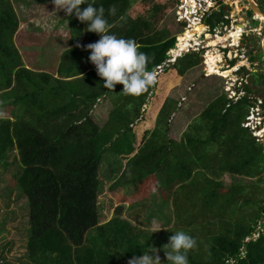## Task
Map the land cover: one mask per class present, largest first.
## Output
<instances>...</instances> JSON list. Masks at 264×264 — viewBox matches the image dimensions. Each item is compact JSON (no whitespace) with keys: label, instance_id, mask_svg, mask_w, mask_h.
Returning a JSON list of instances; mask_svg holds the SVG:
<instances>
[{"label":"trees","instance_id":"16d2710c","mask_svg":"<svg viewBox=\"0 0 264 264\" xmlns=\"http://www.w3.org/2000/svg\"><path fill=\"white\" fill-rule=\"evenodd\" d=\"M134 1L95 0L105 9L109 34L133 39L150 57L148 70L156 73L175 49L176 38L148 35L153 16L132 20L128 13ZM259 6L264 13V0ZM219 16V23L225 22ZM69 22L72 48L59 69L62 77L73 79L66 83L25 68L14 42L20 23L13 0H0V95L12 114L0 120V166L16 156L22 168L16 186L30 208L31 261L127 264L149 246L161 249L172 232L183 230L197 241L187 254L189 264H264V149L242 127L248 98L230 109L225 95L217 98L191 123L180 144L170 141L166 129L179 107L169 99L162 104L172 86L202 65L200 55H189L164 70L158 86L152 84L138 97L122 93L115 98L114 112L101 128L93 118L97 105L121 93L123 85L108 90L95 68L85 74L89 52L78 45L84 35L87 44L99 36L84 31L86 24L74 15ZM121 149L138 154L130 157L114 191L121 187L133 194L154 180L164 207V218L156 219L167 230L152 234L120 216L100 225L102 160L110 150L117 155ZM159 256L166 264L163 251Z\"/></svg>","mask_w":264,"mask_h":264},{"label":"rangeland","instance_id":"374dc122","mask_svg":"<svg viewBox=\"0 0 264 264\" xmlns=\"http://www.w3.org/2000/svg\"><path fill=\"white\" fill-rule=\"evenodd\" d=\"M165 3L172 8L176 7L174 12L165 19L163 24L160 23L161 26L155 25L156 23L154 22V24L150 26V32H148V34L151 35L150 33L154 32L153 27L158 33L161 32L162 27L165 26L164 28L168 29L167 32L170 31L173 34L177 42V37L182 35L186 27L184 25H178L176 20V11L180 6V0H135L132 2V7L128 15L131 16V18L133 17V20L137 17L146 18L149 17L148 15L151 14L154 7L159 5L164 6ZM222 3L224 7L219 4V11H221L224 16H228L230 22L239 21L249 25L248 37L245 41L251 43V50L249 52L250 57L247 56V58H251L252 62L257 63V67L253 69L250 78L246 80L252 91L251 95L257 99H264V59L261 56L262 54L264 55V17H262L260 13H257L258 16H256V14L254 16L248 0H222ZM253 3L258 9L260 8L259 0H253ZM13 6L20 23L19 31L15 36L14 42L23 59L22 61L25 68L35 73H55L57 67L61 68L64 55L71 49L68 43L70 38L69 16L62 10L58 13L55 12L56 9L51 3V0H13ZM120 6L123 5L120 4L119 8ZM153 14L158 15V13ZM220 19L221 17L219 15L214 14L205 22V25L215 27ZM225 27H228V32H232L230 23L225 24ZM242 29L243 27H240L238 33L232 34V37L237 40L240 37ZM225 34L229 36V33L226 31ZM87 64L91 63L88 62ZM88 66L89 65H87V67ZM92 66L93 65L90 67ZM167 67L168 66H166L165 70L170 68ZM161 74L162 72L156 73V79L153 83L155 87L158 86L160 82L159 76ZM54 75L58 77L59 80H63L60 75ZM220 77L214 76L213 78L206 79L203 74V65H201L197 69L191 70L190 73L184 77L181 83H179V85L181 84L180 88L178 83L175 85H178V88L171 94V98L178 100L181 105L179 107L180 109L175 111L168 122L166 133L170 141L180 144L191 123L197 119L214 100L223 95L226 96L227 84L235 80V78L231 77L226 81L222 79L223 77ZM225 77L227 78L228 76ZM175 86H172L168 91L170 92ZM121 94L120 92L117 94L111 93L109 99L110 97H114L113 101H115V98L119 100ZM2 100L0 95V107L6 106L5 108H0V120L12 119V114L7 107L8 103H3ZM106 105L99 104L93 114V118L101 128L108 124L109 118L114 112L113 108ZM99 106L101 107L99 108ZM145 111H147V109H145L144 112ZM112 152L115 151L110 150V152H107L104 156L99 172L100 225H107L115 217L120 216L122 220H128V222L132 223L137 229L143 228L145 230H151V225L147 227L149 223L151 224L153 218L161 219L164 211L163 200L158 189V184H156L154 180H151L146 186H143L141 191L140 188H138V190L135 189L133 194L129 193L124 196L121 194L122 190L119 189L114 193V185L117 183V179L124 170H119V165L115 160H122L120 157L116 158V154ZM21 173L22 168L16 156L10 158L7 167L0 166V221L8 214L12 216L11 224L5 226L0 224V258L1 256L3 258L5 257L8 259V262L11 261L13 264H20V262L35 264V262L27 258L22 252L17 254L14 250V256L5 252L11 245H14L17 247V250L20 251L25 249L28 240V230L30 226L28 225L27 218H29L30 208L28 200L19 192L16 186V180ZM247 181L249 183V180ZM227 185H230V183L228 182ZM119 210H121L122 216ZM3 212L8 213L3 214ZM136 212L138 215L134 217L130 216L132 213ZM160 231H162V229ZM257 231L262 233L260 227L257 228ZM258 239V235L254 237V240ZM3 249H5V251ZM14 259L18 262H14Z\"/></svg>","mask_w":264,"mask_h":264},{"label":"clouds","instance_id":"9594fccd","mask_svg":"<svg viewBox=\"0 0 264 264\" xmlns=\"http://www.w3.org/2000/svg\"><path fill=\"white\" fill-rule=\"evenodd\" d=\"M51 3L55 6V12L62 10L69 17L74 15L81 23L87 25L84 31L96 33L99 36L96 42L78 46L89 52L87 59L95 66L104 88L113 90L116 84H122L121 93L138 97L154 83L156 73L147 68L150 57L139 51L133 39L109 34L105 9L102 6H96L95 0H51ZM82 4L86 7L81 8ZM111 11L110 9L109 14ZM161 229L167 230L160 226L156 218H153L151 233ZM172 233L174 234L169 236L168 243L161 249L149 246L147 252H144L142 256L133 255L127 264H165L159 256L160 251L164 252L166 264H189L187 254L196 246V239L183 230Z\"/></svg>","mask_w":264,"mask_h":264},{"label":"built area","instance_id":"2783aa9c","mask_svg":"<svg viewBox=\"0 0 264 264\" xmlns=\"http://www.w3.org/2000/svg\"><path fill=\"white\" fill-rule=\"evenodd\" d=\"M179 4L176 11L177 24L186 27L182 35L177 37L175 49L168 54L169 58L166 63L158 68L159 72L163 73L166 66H168L167 68L172 67L186 56L200 55L204 60L203 74L206 79L232 73L231 77H234L235 80L227 84L226 97L229 102L227 109L248 98L251 106L242 127L249 130L264 149V99L254 98L247 91L250 89L247 80L253 69L257 67V63L252 62L251 58H247V56L250 57L251 50V43L245 41L248 37L249 25L239 21L230 22L228 16L224 17L225 22L218 23L215 27L205 25V22L214 14H222L216 0H180ZM229 23L232 32H228V27H225V24ZM193 26L204 27V31L201 35L195 33L192 39H188L187 34L194 30ZM240 27L243 29L240 37L236 40L232 34H237ZM225 31L229 33V36L225 34ZM212 42H216V44L212 46ZM209 57L218 59L214 73L210 70ZM230 78L222 79L227 81Z\"/></svg>","mask_w":264,"mask_h":264},{"label":"crops","instance_id":"0c3cea01","mask_svg":"<svg viewBox=\"0 0 264 264\" xmlns=\"http://www.w3.org/2000/svg\"><path fill=\"white\" fill-rule=\"evenodd\" d=\"M157 7H160L159 8V10H158V15H155V14H150L151 16H153V19H154V21H152V24H154V22L156 23L155 25H159V26H161V24H163V22L165 21V19H167V17H169L173 12H174V10H175V8H172L170 5H167L166 3H165V5L164 6H162V5H159V6H157ZM118 6L116 7V10H118ZM134 11V10H133ZM136 11V10H135ZM132 12V11H131ZM150 15H148L149 17H150ZM129 17H131V16H129ZM149 17H146V18H144V19H147V20H149ZM138 19V17L137 18H134V21L135 20H137ZM132 20H133V17H132ZM120 21H122V20H120ZM150 23H151V21H150ZM161 23V24H160ZM70 24V23H69ZM118 24V23H117ZM151 24V25H152ZM150 25V26H151ZM85 26H87V25H85ZM149 26V27H150ZM165 27V26H164ZM164 27H162V30H161V32H158L157 33V31H155L154 30V27H153V33H150L151 35H154V34H161L162 35V37H163V39H164V41H169V40H172V39H174V36H173V34L170 32V31H168L167 32V30L168 29H166V28H164ZM86 28V27H85ZM150 29V28H149ZM149 32H150V30H149ZM192 33H193V31L190 33V34H187V36H191L192 35ZM149 35V34H148ZM173 36V37H172ZM193 36V35H192ZM72 38H73V36H72V32H71V29H70V38H69V41H68V43H69V45H70V48H72L71 46V42H72ZM89 40L88 39H86V35H84L82 38H81V45H86L87 44V42H88ZM71 50V49H70ZM91 65H93V64H90L88 67H87V71L85 72V74H87L89 71H92V69H94L95 67H94V65L92 66V67H90ZM59 69H60V67H57V69H56V72L55 73H45V72H43V73H41V72H37V73H41V74H48V75H51V76H53L55 79H57V80H59L58 79V77H55V75L54 74H57L58 76L60 75V72H59ZM190 73V72H189ZM187 75H188V73H187ZM186 75V76H187ZM61 76V75H60ZM185 76V77H186ZM61 78L64 80H60V81H63V82H66V83H70V82H72V80L73 79H67L66 77H62L61 76ZM184 79V78H183ZM181 83V82H180ZM179 85V84H178ZM178 85L177 86H175V88H173L170 92L168 91L167 92V97L165 98V100H164V103L162 104V108H163V106H164V104H165V102L169 99V100H171V101H174L175 103H177L178 104V107H180V105H181V103L178 101V100H176L175 98L173 99V98H171V94L178 88ZM181 85V84H180ZM180 85H179V88H180ZM181 90V89H180ZM155 91V87H153V92ZM151 97H152V95H151ZM114 102L115 101H113V99L111 100H106V101H101V102H99V104H107V105H109L111 108H114ZM98 104V105H99ZM98 105H97V107H98ZM106 105V106H107ZM149 105H150V102H149V104H147L146 106H144V110L145 109H148L149 108ZM184 106V105H183ZM97 107H96V109H97ZM101 106H99V108H100ZM156 108H160L159 106H156ZM162 108H160V109H162ZM180 109V108H179ZM174 143H176V142H174ZM177 144V143H176ZM124 151H126L125 149L124 150H120V151H118L119 153L116 155V158H118V157H120V159L122 160V161H117V160H115L116 161V163H118V165H119V170L121 171L122 169L124 170L121 174H120V177L117 179V181L116 182H118L121 178H122V175L125 173V171H126V169H127V166H128V164H129V159H130V157H133V156H136L137 154H138V150H136L135 152L133 151V152H131V153H129V152H124ZM135 153V154H134ZM126 162V163H125ZM117 168V167H116ZM119 190H122L121 191V194H123L124 196L125 195H127V194H129V193H131V191L130 192H126L125 190H124V188H122L121 189V187L120 188H118ZM117 189V190H118ZM117 190H115L114 191V193L117 191ZM132 194V193H131ZM4 213H8V212H3V214ZM137 214L136 213H132L130 216L131 217H134V216H136ZM27 220L29 221V218H27ZM128 221V220H127ZM12 223V216L10 215V214H8L7 216H5L4 217V219H2V221H0V224L2 225V226H5V225H7V224H11ZM1 225H0V227H1ZM28 239H29V236H28ZM4 251H5V249H3ZM14 250L17 252V254L19 253V252H22L27 258H29V255H28V240H27V244H26V247H25V249H23V250H17V247H15L14 245H11L5 252L7 253V254H10V255H12V256H14V254H15V252H14ZM1 254H3V253H1ZM1 258L2 259H6V260H8L7 258H3L2 256H1ZM0 258V259H1ZM14 262H18L16 259H14L13 260ZM29 261H30V259H29ZM28 261V262H29ZM26 264H27V262H25ZM24 262L23 263H21L20 262V264H25ZM0 264H13L11 261L10 262H7V263H5V262H0ZM19 264V263H18Z\"/></svg>","mask_w":264,"mask_h":264},{"label":"bare ground","instance_id":"6f19581e","mask_svg":"<svg viewBox=\"0 0 264 264\" xmlns=\"http://www.w3.org/2000/svg\"><path fill=\"white\" fill-rule=\"evenodd\" d=\"M255 7V6H254ZM259 14V13H258ZM256 16H258L257 15V13H256ZM263 17V16H262ZM262 20V19H261ZM263 21H264V18H263ZM193 32L194 33H197V34H202V32L204 31V27H200V26H193ZM188 37V39H192L193 38V36L192 37H190V36H187ZM212 44V46H214L215 44H216V42H212L211 43ZM217 61H218V59L217 58H215V57H209V65H210V70H211V72L212 73H214V70H215V67H216V63H217ZM230 74H232V73H227V74H225L226 76H228L229 78L231 77L230 76ZM224 78V77H223ZM225 79V78H224Z\"/></svg>","mask_w":264,"mask_h":264},{"label":"water","instance_id":"95a60500","mask_svg":"<svg viewBox=\"0 0 264 264\" xmlns=\"http://www.w3.org/2000/svg\"><path fill=\"white\" fill-rule=\"evenodd\" d=\"M248 2L250 3L253 14L260 13V15H262L264 17V13L261 12V10L257 8V6L253 3V0H248ZM254 6H256V7H254ZM157 72H159V70H157Z\"/></svg>","mask_w":264,"mask_h":264},{"label":"flooded vegetation","instance_id":"af4514ba","mask_svg":"<svg viewBox=\"0 0 264 264\" xmlns=\"http://www.w3.org/2000/svg\"><path fill=\"white\" fill-rule=\"evenodd\" d=\"M261 56H262V58L264 59V57H263L264 55L262 54Z\"/></svg>","mask_w":264,"mask_h":264}]
</instances>
